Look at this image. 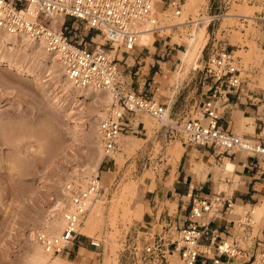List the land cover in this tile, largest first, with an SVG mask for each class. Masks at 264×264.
Instances as JSON below:
<instances>
[{
	"label": "rangeland",
	"instance_id": "rangeland-1",
	"mask_svg": "<svg viewBox=\"0 0 264 264\" xmlns=\"http://www.w3.org/2000/svg\"><path fill=\"white\" fill-rule=\"evenodd\" d=\"M164 2L161 0V5L155 4L157 24L154 28L163 27L155 30L154 42L164 41L175 47L178 64L162 76L158 84L160 90L153 98L155 101L159 102L160 94L171 95L176 85H184L192 75V68L202 69L205 52L209 50L219 24L216 35L229 41L226 47L240 57L243 65L241 75L248 77V86L254 91L264 90V41L256 40L258 31L254 27L255 21L250 18L242 30V26L234 28L238 24L235 14L254 17L262 11L259 0H194V6L190 5V0H181L179 14L167 8ZM206 8H210L211 15L222 16L209 23V18L199 24L190 22L199 14L208 17ZM227 11L233 12L232 16H226ZM168 25L170 29L166 28ZM203 25H206V31L196 52L182 57L179 50L185 49L184 41L195 37L193 33H198L199 27ZM221 30H225V33ZM157 34H161L160 37ZM89 36L96 37L94 32L82 29L78 40L84 38L89 48L102 43L101 37L94 39V43L89 42ZM6 46L9 47L0 41V55L15 58L17 66L27 69L29 73L26 72L24 76L15 74V69L0 63V264H28L27 257L37 246H42L38 233L43 231L52 235L60 233L62 229L56 219L61 220L60 210L68 204L66 185L84 184V178L86 180L97 175L101 185L100 193L95 198L101 203L100 226L97 225L98 221L94 224L97 230H94L93 225L87 228L92 234L87 229H83L87 233L81 232L88 211L75 242L59 254L75 264H182L175 249V230L164 236L174 241L167 247L158 243V238L156 241L146 238L145 233L135 227L134 221L138 218L136 202L140 199L144 181L153 176V171L159 169L160 163L166 164L177 157L174 147L180 142H187L177 125L200 115L196 108L198 102L184 115L175 114L174 110L171 112L168 123L177 121V125L170 132L166 131L167 121H158L146 111L130 115L135 125L134 131L120 134L117 149L108 156L103 150L99 158V123L112 101L105 109L99 97L81 95L77 89L65 88L67 77H61L63 69L57 58L54 62L51 60L49 56L52 54L42 49L34 51L28 44H13V49ZM137 48L140 49L138 44ZM136 53L135 50L124 55L127 65H134ZM44 54L46 59L39 62V57ZM123 66L121 68L126 76L128 68ZM31 72H35L37 77L28 80L26 74ZM59 72L61 75H58ZM101 111L103 116L100 115ZM242 119L240 116L238 128L233 131L256 140L245 134L251 132L247 121ZM88 169L92 170L84 174ZM77 170L81 175L76 173ZM82 175L87 177L81 178ZM217 189H227V185L221 183ZM95 199L88 210L92 203L97 202ZM242 208L238 215H233L235 220H240L243 223L241 226L249 221L251 235H256L260 218L256 219L254 213H250L252 206ZM227 243H231V240H227ZM147 246L151 249L146 250ZM238 247H246L240 237ZM77 253L83 254L85 259L78 258ZM56 254H50L48 263L42 264H54ZM237 257L242 258L240 254ZM261 258L258 254L255 264H261Z\"/></svg>",
	"mask_w": 264,
	"mask_h": 264
},
{
	"label": "built area",
	"instance_id": "built-area-1",
	"mask_svg": "<svg viewBox=\"0 0 264 264\" xmlns=\"http://www.w3.org/2000/svg\"><path fill=\"white\" fill-rule=\"evenodd\" d=\"M157 0H0V30L5 33L23 34L34 42H41L43 48L56 56L64 75L78 87H92L111 92L112 103L106 115L99 123V135L103 150L108 156L117 149L120 134L131 130L130 115L146 111L158 121L169 116L168 103H160L152 97L145 96L130 89L124 76L128 67L124 55L133 53L138 44L139 34L146 22L157 24L155 4ZM257 1V0H247ZM262 11L256 16L235 14V26L248 23L254 19L255 29L264 31V0H259ZM164 4L175 14L181 10V0H165ZM202 14L195 21L202 23L218 20L221 14ZM220 24L218 25L219 29ZM89 30L101 37L102 43L94 48L86 46L84 38L79 39L81 30ZM155 27L154 30H157ZM224 34L225 30H221ZM257 33V34H258ZM213 34L208 55L201 69L208 96L197 105L198 117H190L177 125L167 123L170 132L176 125L185 135V140L196 146L212 147L219 152L232 150L244 151L264 161V140L249 139L245 135L231 131L222 126L220 110L229 106L231 94L254 91L248 86V77L241 75L240 57L229 51L224 37ZM89 42L94 43L93 36ZM256 40H260L257 36ZM262 41V40H260ZM246 98L252 105L264 110V99L256 92ZM261 132L264 135V114ZM100 179L90 178L84 184L66 185L68 208L62 216V229L58 234L38 233V240L46 252L61 253L73 244L80 234L81 227L90 203L100 193ZM187 216V223L178 229L175 249L182 264H226L222 261L235 257L240 249L234 242L215 241L210 219L221 210H227L231 204L224 198L222 191L213 192L209 197L194 196ZM208 239L206 243L201 239ZM169 246L174 241L167 237H158V243ZM151 247L147 246L146 250ZM262 256V255H261ZM255 261V258L254 260ZM252 261V262H253ZM251 262V263H252ZM264 264V256L261 258ZM249 263V264H251Z\"/></svg>",
	"mask_w": 264,
	"mask_h": 264
},
{
	"label": "crops",
	"instance_id": "crops-1",
	"mask_svg": "<svg viewBox=\"0 0 264 264\" xmlns=\"http://www.w3.org/2000/svg\"><path fill=\"white\" fill-rule=\"evenodd\" d=\"M217 31L218 28L215 33ZM258 37L264 41V31H260ZM136 52L133 57L134 65L131 67L128 64L126 67L128 71L126 76L124 75L128 87L154 98L160 90L158 84L166 73L165 69L177 67L175 47L158 41L154 42L153 49L136 48ZM208 52L209 50L205 52V59ZM189 78L184 85H176L171 90V95L165 93L158 95L160 103H168L169 115L173 110L175 114L184 115L191 106L207 98V87L201 69L192 68V75ZM168 90L170 91V88ZM252 92L258 93L264 99V90L246 91L244 88L238 97L231 94L229 106L220 110V122L223 127L233 131L238 128L237 121L240 116H250L255 131L245 134L264 140L261 132L264 110L248 101L246 96ZM130 126L132 129L128 131L133 132L134 123ZM173 150L174 153H179L178 156L166 164L160 163L159 169L153 171V176L147 177L144 181L140 199L136 202L138 218L134 221L135 227L144 232L146 238H153L156 241L158 237L169 235L173 230L177 231L186 225L192 197L195 195L209 197L213 192L222 191L231 206L227 210L219 211L210 219V229L214 232L215 241L230 239L238 247L240 237L246 243L245 248L238 247L241 259H238L237 255L230 259L223 255L222 261L226 264H249L254 258L256 260L258 254L264 256V213L259 219L256 235L252 236L249 221L241 226L243 223L235 220L231 209L236 205L264 204V161L244 151L219 152L212 147L196 146L185 141L180 142ZM225 159L234 166L233 170L227 173L222 166ZM221 183L227 185V189H217ZM207 241L208 239H201L203 243ZM82 255L77 253L76 256L85 259Z\"/></svg>",
	"mask_w": 264,
	"mask_h": 264
},
{
	"label": "bare ground",
	"instance_id": "bare-ground-1",
	"mask_svg": "<svg viewBox=\"0 0 264 264\" xmlns=\"http://www.w3.org/2000/svg\"><path fill=\"white\" fill-rule=\"evenodd\" d=\"M156 4H158V5H161V0H157L156 1ZM190 5L191 6H194V0H190ZM248 5V4H247ZM248 7V6H247ZM254 7V6H253ZM191 8V7H190ZM193 8V7H192ZM248 8H250V9H252L251 8V6H249ZM229 10H230V8H229ZM228 10V11H229ZM226 12L225 13V15L226 16H229V15H231L232 16V14H233V12ZM234 13H236V12H234ZM178 18V17H177ZM183 22V21H182ZM148 24H146L145 26H143L142 27V29H141V31H140V34H139V39H138V46L141 48V47H148V48H152L153 49V42H154V39H155V35H154V33H155V30H154V26H153V24L151 23V22H147ZM174 23V22H173ZM176 23V22H175ZM177 23H178V21H177ZM180 24V23H179ZM169 26L170 25H168V26H166V28L167 29H170L169 28ZM159 28H162L161 26H158ZM197 27V26H196ZM198 28V27H197ZM199 32L198 33H193L194 35H196L195 37H191L190 39H188V40H186V41H184V43H185V45H186V47H185V49H183V50H179L180 51V54H181V56L182 57H187V56H191V55H193L195 52H196V48L198 47V44L200 43V41H201V39L203 38V35H204V31H205V25H203V26H200L199 27ZM195 30V29H194ZM157 35H159V37H160V35L161 34H157ZM193 36V35H192ZM97 37H99V36H97ZM97 37H93V39H96ZM187 39V38H186ZM0 41L2 42V44H4V45H9V47L8 46H6V47H8V48H10V49H13V44H21V45H29V46H31L32 47V50H34V51H36V50H43L45 53H47L48 54V52L43 48V45H42V43L41 42H34V41H32V40H30L29 38H27L25 35H23V34H12V33H5V32H3L2 30H0ZM22 41V42H21ZM21 42V43H20ZM181 42H183V40H181ZM178 43L180 44V41H178ZM240 51V49H237V51ZM264 51V50H263ZM49 56V55H48ZM49 57H51V60L54 62V60H56V56H54V55H51V56H49ZM46 59V56H45V54L44 55H42L41 57H39V59H38V61L39 62H41V61H44ZM56 62V61H55ZM58 62V61H57ZM0 63H4L6 66H7V68H12V69H15L14 71V73L15 74H19V75H25V73L27 72V73H29V71L27 70V69H23V68H20V67H18L17 66V62H16V60H15V58H13V57H11L10 56V58L9 57H5V56H1L0 55ZM167 70L168 69H165V71L167 72ZM62 72V76L61 77H63V75H64V72L63 71H61ZM60 73V72H59ZM58 73V75H61V73L59 74ZM175 74H176V72H174ZM27 75V79L28 80H33L34 78H36L37 77V74L35 73V72H31L30 74H26ZM173 76H174V74H173ZM66 78V77H65ZM261 80V82H262V78L260 79ZM259 80V81H260ZM258 81V84L259 83H261V82H259ZM264 82V81H263ZM65 83V88H67V89H77L79 92H80V94L81 95H92V96H96V97H99V99H100V103H101V106L103 107V108H107L108 107V105H110V102L112 101V95H111V92H109V91H107V90H103V89H97V88H92V87H78L77 85H75L74 83H72L69 79H67V82H64ZM262 84V83H261ZM261 84H260V86H261ZM262 86H263V84H262ZM107 111V110H106ZM100 113V112H99ZM98 113V114H99ZM97 114V115H98ZM101 114H104V113H102V111H101V113H100V115ZM101 116H103V115H101ZM241 118H243L242 120H245V121H247V127L250 129V132H254L255 131V128H254V123H253V121L251 120L252 118L250 117V116H241ZM170 120V118H169V116H166L165 118H164V121H167V123H168V121ZM244 121V122H245ZM242 124V123H241ZM245 127V126H244ZM98 133V132H97ZM97 137H99V136H97ZM99 147H98V156H99V158L102 156V154H103V148H102V142H100V137H99ZM177 154V156H178V154L179 153H176ZM119 158H121L120 157V155H119ZM126 158V157H125ZM125 158H124V160H125ZM116 159V158H115ZM118 161L120 162V159H118ZM121 161H122V159H121ZM117 162V161H116ZM225 164H223L222 166H224L225 167V170H226V173L228 172V171H232L233 170V164L229 161V160H227V159H225V161H223ZM122 163V162H121ZM97 165H98V163H97ZM198 166V165H197ZM200 166V165H199ZM222 168V167H221ZM90 170H92V169H88V170H86V171H84L85 173L84 174H86V173H89L90 172ZM78 171V170H77ZM224 172V171H223ZM76 173H80L79 171L78 172H76ZM225 173V174H226ZM72 174V173H71ZM70 174V175H71ZM224 174V175H225ZM79 175V174H78ZM77 174H76V176H78ZM80 175H81V173H80ZM223 175V174H222ZM83 176V175H82ZM75 177V176H74ZM84 177H87L86 175H84L83 177H81V178H84ZM71 179H72V177H71ZM71 179L69 180V181H71ZM75 179V182L77 181V179H76V177L74 178ZM73 179V180H74ZM85 179V178H84ZM82 180V181H87L88 179L86 178V180ZM90 179V178H89ZM106 179V178H105ZM72 180V181H73ZM80 180V179H79ZM68 181V182H69ZM96 200V199H95ZM98 200L99 199H97L96 201L97 202H94V203H92V206L90 207V210H88L89 211V213H88V216H87V218H86V220H85V222H84V226H83V228H81L80 230H81V232H84L83 231V229L84 230H86L87 228H91L92 227V225H93V228H94V230H97V226H96V229H95V226H94V224H96L98 221V224L97 225H99V223H100V219L99 218H101L100 216H101V203H98ZM67 201H68V199H67ZM94 201V200H93ZM101 202V201H100ZM60 204V203H59ZM58 204V205H59ZM68 204H69V202H68ZM68 204L66 205V207H65V209H61L60 211H61V220H59L58 218L56 219V222H57V224L59 223V225H61V227H62V216H63V213H64V211L66 210V208H68ZM90 205H91V203H90ZM102 208H103V206H102ZM241 210H243V208H242V206H239V205H236V206H234V208L232 209V213H233V215H238V213H240V211ZM264 211V204H260L259 206H252V208H251V211H250V213H254V217L256 218V219H258V218H260L261 217V215L264 213L263 212ZM56 213H58V210L56 211ZM246 213V212H245ZM239 215H241V214H239ZM103 217V216H102ZM55 222V223H56ZM55 223H53V224H55ZM100 226V225H99ZM93 228H92V231H93ZM91 230V229H90ZM87 231H88V233L90 232V234H92L91 233V231H89L88 229H87ZM52 232V231H51ZM93 232H95V231H93ZM55 233V232H54ZM84 233H87L86 231L84 232ZM83 234V233H82ZM95 234V233H94ZM51 253H49V252H46L44 249H43V247L42 246H37V248L33 251V253H31L30 255V257L28 256L27 258H29V263L28 264H42V262H45V263H48V257H49V255H50ZM54 261V264H75V263H73V262H71L70 260H68V259H65L64 257H62L60 254H56L55 256H54V259H53ZM28 261V260H27ZM106 261V260H105ZM260 261H261V259H260ZM107 262V261H106ZM255 262H256V260L255 261H253L251 264H255ZM26 263V262H25ZM107 264V263H106Z\"/></svg>",
	"mask_w": 264,
	"mask_h": 264
}]
</instances>
